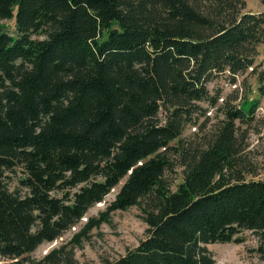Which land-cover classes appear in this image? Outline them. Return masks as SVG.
<instances>
[{
	"label": "trees",
	"instance_id": "16d2710c",
	"mask_svg": "<svg viewBox=\"0 0 264 264\" xmlns=\"http://www.w3.org/2000/svg\"><path fill=\"white\" fill-rule=\"evenodd\" d=\"M246 8L0 0V22L16 12L15 35L0 24V264H60L61 250L33 255L117 189L89 226L137 206L146 236L107 264H217L209 246L241 244L247 231L264 261V160L247 162L243 131L264 123V12ZM248 72L253 100L210 91ZM188 127L204 135L187 139Z\"/></svg>",
	"mask_w": 264,
	"mask_h": 264
},
{
	"label": "rangeland",
	"instance_id": "374dc122",
	"mask_svg": "<svg viewBox=\"0 0 264 264\" xmlns=\"http://www.w3.org/2000/svg\"><path fill=\"white\" fill-rule=\"evenodd\" d=\"M247 8L245 11L264 12V4L259 0H246ZM16 12L12 19L2 20L0 24L5 26L11 35L16 34ZM258 64L264 67V44L259 45ZM236 86L231 85L229 80L219 77L210 85V91L221 90L226 98L234 90L239 91L241 98L247 96L251 101L258 94L256 89L258 86L257 78L250 72L237 78ZM251 90V93L248 92ZM222 102V101H221ZM264 104V99L262 100ZM263 104L257 113L260 119L264 115ZM215 113H209L214 118ZM204 121V119L202 120ZM245 133V158L251 167L256 168L264 160V123H256L252 129L247 128ZM204 135L199 127H188L185 131L187 139H197ZM180 170L171 172L168 180L174 182V185L180 182ZM177 173V174H176ZM11 188L16 185L18 176L9 173ZM124 183V182H123ZM175 188V186H174ZM117 190L105 199L103 203L97 204L92 208L86 217L70 229L67 234L52 244H43L39 250L34 253L33 257L37 260L43 258L55 249L61 250L58 261L60 264H107L114 262L115 259L124 256L129 250H133L145 238L147 225L144 221V213L142 207H132L127 211H116L106 216V220L97 227H91L90 220H101V215L106 213L107 207L114 200ZM142 206H146L143 203ZM244 242L241 244H218L210 245L209 249L213 252L217 264H264L259 257L256 249L259 246L255 235L247 231L244 235Z\"/></svg>",
	"mask_w": 264,
	"mask_h": 264
}]
</instances>
